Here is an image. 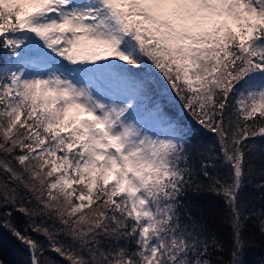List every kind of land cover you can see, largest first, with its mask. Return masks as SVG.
I'll list each match as a JSON object with an SVG mask.
<instances>
[{
	"label": "snow or ice",
	"instance_id": "6c2138e0",
	"mask_svg": "<svg viewBox=\"0 0 264 264\" xmlns=\"http://www.w3.org/2000/svg\"><path fill=\"white\" fill-rule=\"evenodd\" d=\"M250 175L264 0H0V264H246ZM201 191L231 214L227 261Z\"/></svg>",
	"mask_w": 264,
	"mask_h": 264
},
{
	"label": "trees",
	"instance_id": "16d2710c",
	"mask_svg": "<svg viewBox=\"0 0 264 264\" xmlns=\"http://www.w3.org/2000/svg\"><path fill=\"white\" fill-rule=\"evenodd\" d=\"M201 143L206 152L210 151L218 157L217 171L221 175L227 173L229 170L228 165L221 162L222 157L220 156V148L216 137L211 133L205 132L202 136ZM260 183H264V180H261L258 175H250L245 181L242 193V204L245 206V211L252 214L251 218L246 220L243 228L244 237L248 242L246 264H264V260H262L264 259V235L261 234L262 229H264V217L260 215L261 209H264V192H261L258 187ZM189 200L194 204L207 206L209 208L210 225L208 234L215 235L224 245V251L221 252L217 249L218 256L213 257V259L222 258L227 261L228 249L232 243L233 226L231 214L223 198L206 191H201L190 193ZM13 215L17 226L28 228L29 235L46 243L43 236L30 231V218L25 217L20 212H14ZM39 222L40 221L37 220V223ZM4 234L10 245L8 249H5L6 255L11 259L17 258L12 254L10 249H15L16 252L21 254L25 253L24 247L18 241L9 236L6 232ZM56 259L59 260L60 264H67L63 258L56 257Z\"/></svg>",
	"mask_w": 264,
	"mask_h": 264
}]
</instances>
